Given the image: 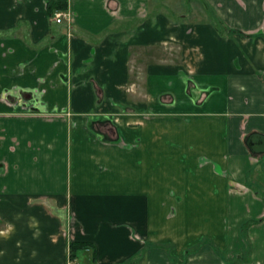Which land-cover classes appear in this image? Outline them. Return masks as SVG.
Wrapping results in <instances>:
<instances>
[{"label":"crops","instance_id":"crops-1","mask_svg":"<svg viewBox=\"0 0 264 264\" xmlns=\"http://www.w3.org/2000/svg\"><path fill=\"white\" fill-rule=\"evenodd\" d=\"M151 1L0 0V264H264V0Z\"/></svg>","mask_w":264,"mask_h":264},{"label":"rangeland","instance_id":"rangeland-1","mask_svg":"<svg viewBox=\"0 0 264 264\" xmlns=\"http://www.w3.org/2000/svg\"><path fill=\"white\" fill-rule=\"evenodd\" d=\"M171 0H152V9H155V12L159 11V9L162 10L164 14L167 15H173L175 16L176 14L182 12V11H189L190 12H195L198 9L197 6V1L199 0H178L175 3H172V6H169ZM165 251L168 253L171 263L176 262V257L173 256L172 250L168 248V246H164ZM193 250V249H192ZM190 250V251H192Z\"/></svg>","mask_w":264,"mask_h":264},{"label":"trees","instance_id":"trees-1","mask_svg":"<svg viewBox=\"0 0 264 264\" xmlns=\"http://www.w3.org/2000/svg\"><path fill=\"white\" fill-rule=\"evenodd\" d=\"M89 246L87 244H76V243H72L70 245V249H71V260H75L76 259V253L79 249H86Z\"/></svg>","mask_w":264,"mask_h":264},{"label":"built area","instance_id":"built-area-1","mask_svg":"<svg viewBox=\"0 0 264 264\" xmlns=\"http://www.w3.org/2000/svg\"><path fill=\"white\" fill-rule=\"evenodd\" d=\"M64 20H67L71 24V14L69 12H61L56 15V22L58 24L63 23Z\"/></svg>","mask_w":264,"mask_h":264},{"label":"water","instance_id":"water-1","mask_svg":"<svg viewBox=\"0 0 264 264\" xmlns=\"http://www.w3.org/2000/svg\"><path fill=\"white\" fill-rule=\"evenodd\" d=\"M257 140H260L259 138L253 137L250 143V146L252 149H255L256 145H258L260 142H258Z\"/></svg>","mask_w":264,"mask_h":264}]
</instances>
